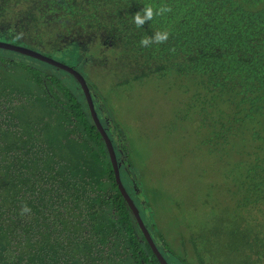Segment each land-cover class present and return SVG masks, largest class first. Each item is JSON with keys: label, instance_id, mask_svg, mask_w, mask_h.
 I'll return each instance as SVG.
<instances>
[{"label": "trees", "instance_id": "1", "mask_svg": "<svg viewBox=\"0 0 264 264\" xmlns=\"http://www.w3.org/2000/svg\"><path fill=\"white\" fill-rule=\"evenodd\" d=\"M149 5L172 11L137 28L133 15ZM158 31L169 32L165 43L140 45ZM88 38L90 61L80 63ZM0 40L64 58L84 75L122 182L169 264H264V0H0ZM114 57L118 87L175 77L179 123L192 121L201 146L231 169L228 216L188 213L186 201L145 183L128 133L87 74L88 64L112 69ZM24 205L31 213L22 216ZM0 264H160L76 79L3 48Z\"/></svg>", "mask_w": 264, "mask_h": 264}, {"label": "rangeland", "instance_id": "2", "mask_svg": "<svg viewBox=\"0 0 264 264\" xmlns=\"http://www.w3.org/2000/svg\"><path fill=\"white\" fill-rule=\"evenodd\" d=\"M83 44L80 63L90 61L85 53L93 50L94 41L88 38ZM55 58L71 64L64 58ZM110 63L113 65L108 67L112 69L107 70L88 64L87 74L107 98L117 123L128 133L134 163L143 172L145 183L158 188L163 199L172 195L186 201L187 210L191 209L188 213H208L215 221L228 216L235 206L227 179L231 169L201 146L200 134L191 128L192 121L187 125L179 123L180 114L185 112H181L183 96L175 77H151L118 87L115 82L119 78L114 73L122 72L115 57ZM103 112L108 115L107 110Z\"/></svg>", "mask_w": 264, "mask_h": 264}, {"label": "water", "instance_id": "3", "mask_svg": "<svg viewBox=\"0 0 264 264\" xmlns=\"http://www.w3.org/2000/svg\"><path fill=\"white\" fill-rule=\"evenodd\" d=\"M0 48L15 51V52L27 55L29 57L35 58L37 60H40L42 62L48 63L52 66H55L58 69H61V70L68 72L69 74H71L76 79V81L78 82V84L80 85V87L83 91V94H84L85 100L88 104L90 114H91V117L94 121V124L96 125L98 131L100 132V134L103 137V140L105 141V144H106V147H107V150L109 153V157H110V160H111V163L113 166V170L115 173L116 183L118 185V188H119L122 196L124 197L128 206L130 207L133 215L135 216V218L138 222L140 229L142 230L146 240L148 241L151 249L153 250V252L156 255L160 264H169L168 261L163 257V255L158 250V248H157L153 238L151 237L143 219L141 218L140 212H139L138 208L136 207V204L134 203L132 197L127 192V190H126V188L122 182V179L120 176V164L118 162L116 151L114 149L113 143H112L106 129L104 128L102 122L100 121V118H99L98 113H97L96 108H95V103H94V100L92 97L91 89H90L88 82H87L86 78L84 77V75L80 71H78L74 66L66 64L64 62H61V61H59L53 57L47 56V55H45V54H43L37 50H34L30 47H27V46L14 44V43L9 42V41L0 40Z\"/></svg>", "mask_w": 264, "mask_h": 264}, {"label": "clouds", "instance_id": "4", "mask_svg": "<svg viewBox=\"0 0 264 264\" xmlns=\"http://www.w3.org/2000/svg\"><path fill=\"white\" fill-rule=\"evenodd\" d=\"M172 11V8L169 6H160L158 8H155L153 6H145L142 11L136 12L133 15V22L136 25L137 28H142L146 22L152 21L154 17L156 16H164L167 13H170ZM22 34L18 35L17 38H21ZM169 39V32L163 31V32H155L153 36L151 37H145L141 39L140 45L142 47H149L153 43L160 44L165 43ZM96 108V106H95ZM97 111V110H96ZM31 209L24 205L21 209V215L24 214H30Z\"/></svg>", "mask_w": 264, "mask_h": 264}, {"label": "flooded vegetation", "instance_id": "5", "mask_svg": "<svg viewBox=\"0 0 264 264\" xmlns=\"http://www.w3.org/2000/svg\"><path fill=\"white\" fill-rule=\"evenodd\" d=\"M156 246H157V244H156ZM157 248H158V246H157ZM161 253V252H160ZM169 263V262H168Z\"/></svg>", "mask_w": 264, "mask_h": 264}]
</instances>
